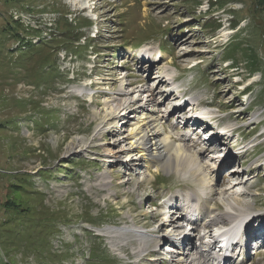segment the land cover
Masks as SVG:
<instances>
[{
  "label": "rangeland",
  "instance_id": "obj_1",
  "mask_svg": "<svg viewBox=\"0 0 264 264\" xmlns=\"http://www.w3.org/2000/svg\"><path fill=\"white\" fill-rule=\"evenodd\" d=\"M240 3L212 14L205 0L194 14L186 0H0V264H139L142 258L140 264H151L148 259L153 256L143 254L152 250V242L142 250L137 238L129 234L109 237L103 230L126 226L146 232L144 228L160 220H152L161 212L157 203L160 207L167 204V211L179 201L181 192L199 194L200 188L188 185L189 178L180 174H167L155 166L143 168V160L127 165L122 163L126 160L123 155L122 164L116 167L104 161L112 142L129 129L122 122L126 119L120 117L111 130L105 127L99 133L109 113L108 104H113L121 89L142 90L144 93L135 92L131 98L143 103L153 98L149 91L154 90L165 116L164 126L183 135L185 144L200 153L199 158H205L204 147L212 158L211 151L218 154L217 145L231 139L219 135L206 143L201 138L204 147H197L191 125L179 117L200 115L206 125L226 134L238 128L239 136L229 142L233 146L261 144L255 154L244 157L249 181L238 188L247 193L240 197L241 204L255 214L253 220H246V230L253 232L252 221L261 223L263 217L256 214L264 212V41L262 32L249 24L245 11L249 0ZM62 11L69 22L78 18L90 22L80 31L76 50L63 35ZM253 18L264 23L260 14ZM235 19L242 22L233 29L231 20ZM38 29L40 34L32 31ZM237 38L245 42L230 59L244 65L235 67L225 61V50ZM41 44L53 55L47 61L52 60L54 68L47 67L45 76H54L47 80L39 60L43 55H30L31 45ZM160 50L162 59L158 61ZM140 51H146L143 58L150 64L143 62L137 54ZM252 62L260 73L249 74L246 64ZM165 71L174 82L176 79V86L166 77L161 83L156 79ZM125 73L127 79H123ZM247 87L249 93L243 92ZM168 107L176 111H167ZM134 114L131 108L127 121ZM76 139L88 144L89 152L66 155L68 144ZM219 163L224 172L227 161ZM106 173L115 177L110 189L100 186ZM236 182L226 172L217 176L212 190L206 192L207 199L216 187ZM212 199L225 209L217 194ZM7 201L30 214L7 207ZM155 209L156 215H148ZM182 212L191 217V211ZM32 218L41 224L35 239L6 235L20 220L28 226ZM198 227L200 231V222ZM54 228L58 236L55 233L49 241L47 231ZM185 238L188 243L189 237ZM32 243L34 248L43 243L46 249L28 250ZM197 246L202 250L199 243ZM202 248L207 251L205 244ZM254 253L248 252L249 262L264 264V255ZM205 254L210 258V253ZM54 257L60 259L53 261ZM158 261L164 262L160 256Z\"/></svg>",
  "mask_w": 264,
  "mask_h": 264
},
{
  "label": "bare ground",
  "instance_id": "obj_2",
  "mask_svg": "<svg viewBox=\"0 0 264 264\" xmlns=\"http://www.w3.org/2000/svg\"><path fill=\"white\" fill-rule=\"evenodd\" d=\"M163 74L164 75L162 76L158 75L156 79H159V82L161 83L163 79L166 77L168 80H170L168 82H172V84L174 85L175 82L169 75V71H165ZM140 91L130 90L126 92L123 89H121L119 95L117 96V99L113 101V104L112 105L108 104L109 108L107 109L109 110V113H107V115L103 118L102 123L100 124L103 125L101 126L102 129L99 131L100 134L104 133L103 129L105 127H108L109 130L111 128V126L109 125H112L118 118L122 116L128 117L131 108L132 110L135 111L136 114H134L133 117L131 116L132 118H129L128 121L126 122V125L127 126L129 125V129L127 131L128 133L124 132L119 136H117L118 139H115L112 142L109 151L106 152L104 151L105 152V154L103 155L104 161L108 163L109 166L116 167L118 163L122 162V156L124 155L126 159L125 161L122 162L124 164L127 165L133 163L137 164L138 161L140 162L141 160H143L145 162V164L141 165V167L143 168L149 169L150 166L151 167L155 166V168L157 169L161 168L167 174L174 173L176 175L180 174V177H188L190 180L188 182L189 183L188 185L194 184L196 188L197 187L200 188L201 193L199 192V194L196 193L193 195L192 193L187 194L185 192L186 194H184L181 192V194L178 197L179 201L177 202L174 201L175 203L172 206V208L173 209L175 208L177 210L183 208V210L191 211L192 213L189 219L192 222H196V228H200L198 227L199 222L201 224V228L203 227L208 228L210 226L217 228L214 236L217 237V240L221 244H224L225 247L230 249L240 236H243V239L249 236L248 234L249 230H246V220L249 221V219L255 217V214L249 211L250 207H247L246 205H242L240 202V197H243L247 193L241 192V190L239 191L238 188L241 185L242 186L244 185L241 183H234V184L230 183L224 186L220 185V187H216V192L211 193L209 199H207L206 192L212 190L213 183L215 182V178L217 176L224 175L227 170L224 169L223 172V170L220 168L219 162L227 161V163H230L232 161H235L234 157L232 156L227 157V159L225 160H222L220 158L221 157L220 154L223 151L227 150L226 147L229 146V142L233 141L232 138L231 137L226 138L222 136V134L214 133L212 136L213 137L215 136V138L221 135L224 139L226 140L231 139V141L220 144H219L220 141H218L219 145H217V149L220 150V152H218V154L214 155L212 158H208L209 157L208 152L210 150L204 148L205 151H203L202 153L205 158H201V157L199 158L200 153L196 151L194 146L192 145L189 146V144H185V141H187V139H184L183 135L173 133L172 130L170 129L167 130V127L164 126L163 121L165 116L164 114L161 113V111L158 108L159 104L158 101H156L154 90L150 89L149 91L152 94L151 96H153V98L149 100V102L143 103L140 100L137 102V100L135 101V98L133 99L131 98L132 95L135 94V92L138 93ZM193 109L194 108L192 107V110ZM174 110L176 111V109ZM179 114L182 113L180 112ZM125 117L124 119H126ZM122 122H124V120ZM206 129H210L209 131H211L213 128L210 125L209 126L206 125ZM209 131H206L205 133ZM108 134L110 135L111 131ZM88 149H89L88 144L87 145L83 144L81 140L76 139L68 144L66 149V155L88 153L89 152ZM228 158H230V160H228ZM235 172L237 171L235 170ZM104 175L105 176L100 186L107 187L108 189L112 188V186H114L115 177L110 173H106ZM229 176L233 180L236 178L238 180L241 177V175L233 174V173L228 174V177ZM247 181H249V179H247ZM115 184L116 186L117 185L121 186L123 184V181L117 182ZM214 194H217V196H219V199L221 200V203L225 205V206L223 205L225 207L224 210H221L218 203L215 204L212 203L213 201L212 197L214 196ZM202 218L205 219L202 220ZM167 221L168 220L166 217L165 221H163L162 223V226H164L165 222ZM174 222H175V218L171 220L172 225L170 226V230L172 231L171 235L175 234L176 239L173 240L169 244V246H166L165 249L166 260L163 258L162 259L164 261H169L167 263H170V261L179 260L181 258L185 261L186 264H190L192 260L194 261V263L191 264H206L204 257L201 260L200 256L197 255L196 251L191 250V245H190L191 239L189 234H188L189 242L187 243L188 238L180 236V233L173 232V231L177 232L176 230L178 229V226H176ZM146 229L147 228H144V230ZM103 231L106 236L114 237V238L122 235L125 236V234H129L137 238L135 239V241L138 244H140L142 250L143 248L145 249V247H147V244L153 242V240L155 241L157 237L153 233L148 234L147 232L142 231L141 228L139 230L126 226L123 228L110 227ZM207 237L209 243H212L210 242L213 241L211 234L207 235ZM176 240H180V241H176ZM112 241L118 242V244L121 243V240H115V241L112 240ZM180 244H183V246H181ZM260 245L261 244H257L255 245V247L258 248ZM243 246L244 244L241 245V247ZM213 247L214 244L213 246H210L211 248L210 250H212ZM188 251H191V253L194 254L191 261H190V256L188 255ZM223 256H227L229 258V261L231 262L232 258L227 253L226 254L224 253ZM238 257L239 259L236 261L237 264H252L251 262H249L250 257L248 256V252L245 253V249H243V254H239ZM217 262L218 264H220V261L217 260Z\"/></svg>",
  "mask_w": 264,
  "mask_h": 264
},
{
  "label": "trees",
  "instance_id": "obj_3",
  "mask_svg": "<svg viewBox=\"0 0 264 264\" xmlns=\"http://www.w3.org/2000/svg\"><path fill=\"white\" fill-rule=\"evenodd\" d=\"M187 2L190 3V6L194 12V14H196V12L199 10V8L203 5L205 0H186ZM238 2H240V0H208L209 3V9L208 11H211L212 14L218 10V9H223L225 8V6L229 5V4H237ZM243 3V0H241V3ZM247 6V4H245V7ZM246 13L249 15L250 18V22L249 24L255 28V29H259L262 34H263V41H264V23L258 24L255 20H254V15L256 14H260L261 17L263 18L264 16V0H249V4L246 7ZM233 14H235V12H231ZM61 17H62V24L63 27H65V29L63 30L64 33V37L67 38L70 42V46L71 49L74 48L75 50L80 47V40H81V30L84 29L85 27H87V25L89 26L90 22L89 21H83L80 20L79 18L75 20V22L68 20V14L64 11L61 12ZM264 19V18H263ZM242 19H235V20H231V25L233 24V29L237 28L238 25L240 24V22ZM210 22L213 21V19H209ZM210 22H207V25H209ZM263 24V25H262ZM78 27V28H76ZM209 28H212L211 26ZM37 34H40V30H32ZM19 35V34H18ZM23 40V39H22ZM243 42H245V40H241L240 38H237V43L233 46H235L236 48H232L233 46H231L229 49L225 50V61L226 62H232L233 66L238 67L239 65H244L242 63H238L237 61L231 60L230 59V55L231 54H235L237 51V48H240L241 45L243 44ZM31 47L33 48V51L30 53V55H32L33 52H36L38 54H41L43 56H41L39 58L40 60V65L42 67V71H44V79L46 78V80L48 79V76H54L53 74H48L47 77L45 76V71L47 67H52L54 68V65H52V60H50L49 62L47 61V57H52L53 55L48 52V50L46 49V45L44 46V44H41L39 46H33L31 45ZM64 47L61 46V49H63ZM65 49V48H64ZM71 49L69 51H71ZM248 49V48H247ZM228 56V57H227ZM255 62L252 63H247L246 67L249 70V74H256V73H260L259 69L256 67ZM234 68V67H233ZM257 69V70H256ZM62 79H64L65 77L62 74H58ZM67 77V75H66ZM249 89V88H248ZM248 93V92H246ZM18 187V186H16ZM6 206L7 207H14L16 210H20V206L17 204H13L11 201H7L6 202ZM21 214H30L29 211L27 210H20ZM21 223L17 224L15 227H11L9 229V231L6 232V235H11V234H16V236L13 235V237H18L20 235H23L24 237L28 236L30 238L33 237V239H35V237L39 236V234L35 233L40 227L41 224L37 225V221L35 219H30L27 221L28 226H24L23 223L25 222L24 220H20ZM7 229V228H6ZM42 233V232H39ZM56 233V228H54V230L52 232L47 231V235H49V241L52 238V236ZM38 239V238H37ZM35 241V240H34ZM39 241V240H38ZM40 243V242H39ZM50 244H48L49 246ZM47 246V245H46ZM29 249H33V251H41L44 250L46 248H44L43 243L40 244V246H38V248H34V243H32L28 248ZM101 250V247L99 248ZM58 258V257H57ZM56 259V257L53 258V261ZM60 258L56 259L55 261L59 260ZM91 261V260H90Z\"/></svg>",
  "mask_w": 264,
  "mask_h": 264
}]
</instances>
